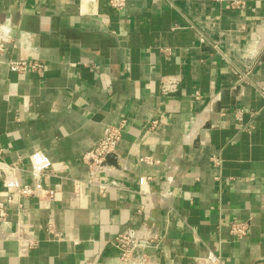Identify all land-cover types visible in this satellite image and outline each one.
Wrapping results in <instances>:
<instances>
[{"label":"crops","instance_id":"obj_1","mask_svg":"<svg viewBox=\"0 0 264 264\" xmlns=\"http://www.w3.org/2000/svg\"><path fill=\"white\" fill-rule=\"evenodd\" d=\"M110 1L0 0V160L30 184L43 152L53 191L7 204L0 180V264H119L129 228L147 264H264V0ZM121 122L90 182L83 154Z\"/></svg>","mask_w":264,"mask_h":264},{"label":"built area","instance_id":"obj_2","mask_svg":"<svg viewBox=\"0 0 264 264\" xmlns=\"http://www.w3.org/2000/svg\"><path fill=\"white\" fill-rule=\"evenodd\" d=\"M237 2L233 1L232 4ZM123 0H111L110 6L114 9H120ZM2 32L0 38V51H2L5 42V35ZM8 69L13 72H24L26 70L41 72L43 66L38 62L28 63L26 60H10L7 63ZM245 76V74H243ZM264 96V86L259 89ZM237 119L240 120V112H236ZM157 125V120H151L148 124L149 129H153ZM123 122L119 126L107 128L100 140L90 150L82 156V162L88 166L90 170V182L96 180L97 175L103 170V164L109 156L115 155L117 145L121 140V128ZM147 161V159H142ZM215 162L216 160L213 159ZM29 168L28 173L31 178L30 184H20L16 173L20 170L17 163L8 164L0 160V180L2 186L10 191L6 197V203L11 204L18 198L28 197H52L53 191L43 187L42 179L47 176L51 167L49 158L41 151H34L28 156ZM5 216L4 204L0 203V218ZM248 223L235 222L229 226V234L233 241H239L247 234ZM113 246L118 251L119 264H147L148 256L146 249L154 244L151 236L146 233L142 234L138 230L129 228L117 233L113 240ZM205 264H222L220 257L209 252L205 258Z\"/></svg>","mask_w":264,"mask_h":264}]
</instances>
